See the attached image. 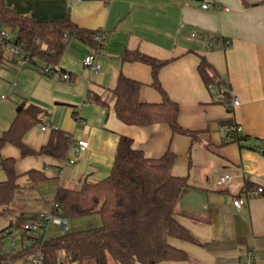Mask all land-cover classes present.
<instances>
[{
  "label": "crops",
  "instance_id": "1",
  "mask_svg": "<svg viewBox=\"0 0 264 264\" xmlns=\"http://www.w3.org/2000/svg\"><path fill=\"white\" fill-rule=\"evenodd\" d=\"M3 1L37 21L69 19L80 29L106 33L99 52L76 38L66 41L55 67L69 80L45 75L43 69L51 65L39 60L20 66L14 55L3 51L0 71L12 83L10 97L0 98V136L21 107L32 105L47 115L23 136L27 148L39 151L51 130L70 140L64 159L24 157L11 144L0 148V163L13 160L18 176L9 210L29 219L51 210L59 188L79 190L106 179L123 136L147 159L171 153L172 175L187 180L175 219L194 242L169 238L185 259L159 264H264V0H217L229 9L219 12L203 11L192 0ZM192 32L198 40L188 39ZM201 39H213L214 44L209 48ZM222 41L228 42L227 48ZM126 51L171 60L159 70L158 80L179 107V126L193 137L174 134L166 124L128 126L116 118L113 90L120 75L141 84L140 102L162 101L151 86L150 67L121 61ZM88 55L95 57L96 71L83 64ZM201 59L210 65L216 82L239 99L238 107L229 110L213 101L198 73ZM93 97L105 106L87 102ZM45 125L51 128L42 131ZM234 127L240 128L242 140L227 143L225 131ZM78 141L87 142V149L76 152ZM225 174L233 179L220 183ZM39 176L45 180L38 181ZM5 179L0 165V182ZM243 190L245 205L236 209L232 202Z\"/></svg>",
  "mask_w": 264,
  "mask_h": 264
},
{
  "label": "trees",
  "instance_id": "2",
  "mask_svg": "<svg viewBox=\"0 0 264 264\" xmlns=\"http://www.w3.org/2000/svg\"><path fill=\"white\" fill-rule=\"evenodd\" d=\"M244 4L246 0H241ZM0 26L16 33V44L27 53L29 63L39 60L56 66L64 53L66 41L76 38L93 49L98 47L95 32L78 28L69 19L37 21L20 15L0 0ZM123 62H139L151 69V86L161 95L159 104L139 101L141 84L123 75L118 77L113 90L116 118L128 126L166 124L174 134L193 137L177 121L179 107L162 89L159 70L171 60L160 61L138 51H126ZM3 51L0 49V67ZM210 65L201 59L198 73L205 85L216 83ZM87 102L105 104L93 97ZM46 112L28 105L21 107L9 128L0 136V148L11 144L21 155L48 156L64 159L70 140L59 130H51L49 140L39 151L27 148L23 136L41 124ZM238 142L242 140L236 136ZM174 156L164 154L159 159H147L132 148V141L121 136L114 153L109 176L101 181L85 183L79 190L59 188L54 205L67 219L98 217L100 225L85 230L68 232L47 241L44 248L45 264H159L163 261L184 260L183 252L171 247L169 238L194 242L189 232L175 219L181 192L187 188L186 178L172 175ZM6 179L0 182L1 208L9 205L18 189L14 161L0 163ZM43 176L38 181H44Z\"/></svg>",
  "mask_w": 264,
  "mask_h": 264
},
{
  "label": "built area",
  "instance_id": "3",
  "mask_svg": "<svg viewBox=\"0 0 264 264\" xmlns=\"http://www.w3.org/2000/svg\"><path fill=\"white\" fill-rule=\"evenodd\" d=\"M110 1L106 0V2ZM192 1L198 2L203 11H229L228 8H221L217 0ZM105 36L106 33L104 31L95 32L94 40L98 43V47L94 49L95 52L102 50ZM15 39L16 33L13 29L0 26V49L2 51H9L17 58L20 66H25L29 64L28 55L16 44ZM188 39L198 40L199 38L196 33L192 32ZM201 42L209 48L214 44L213 39H201ZM221 44L225 48L228 46L227 41H222ZM83 64L89 67L91 71L97 70L93 55L85 57ZM43 73L47 76H57L62 80H69V75L60 73L55 66H46L43 69ZM207 91L214 102L225 106L229 110L240 105L239 99L223 83L216 82L208 85ZM50 128L49 125H45L41 130L47 131ZM225 133L227 143L238 142L236 136L240 135V128L227 129ZM87 146V142L78 141L76 152L87 149ZM260 152L264 153V149L260 150ZM232 179L231 175L225 174L219 179V182L228 183ZM261 191V189H258V192ZM245 200L246 191L243 190L239 198L232 202V205L234 208L239 209L245 205ZM1 213V217H4L7 224L4 228L0 229V264H45L44 248L47 241L68 231L67 218L58 211L56 205H53L50 211L38 212L29 219H20L17 214L9 210L7 205L1 208ZM60 264L68 263L62 261Z\"/></svg>",
  "mask_w": 264,
  "mask_h": 264
},
{
  "label": "rangeland",
  "instance_id": "4",
  "mask_svg": "<svg viewBox=\"0 0 264 264\" xmlns=\"http://www.w3.org/2000/svg\"><path fill=\"white\" fill-rule=\"evenodd\" d=\"M7 53V52H6ZM9 74L0 71V98H6L7 96L10 97V84L12 83V80L8 76ZM4 90V91H3ZM2 96V97H1ZM68 222V232H73V231H79V230H85L87 228H93L96 226L100 225V220L98 217H89V218H81L77 220H69L67 219ZM6 220L4 217H0V229H2L6 224ZM109 264H113L110 262Z\"/></svg>",
  "mask_w": 264,
  "mask_h": 264
}]
</instances>
